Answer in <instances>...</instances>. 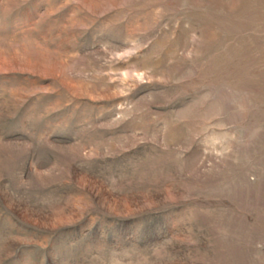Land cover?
<instances>
[{"label":"rangeland","instance_id":"374dc122","mask_svg":"<svg viewBox=\"0 0 264 264\" xmlns=\"http://www.w3.org/2000/svg\"><path fill=\"white\" fill-rule=\"evenodd\" d=\"M0 264H264V0H0Z\"/></svg>","mask_w":264,"mask_h":264}]
</instances>
